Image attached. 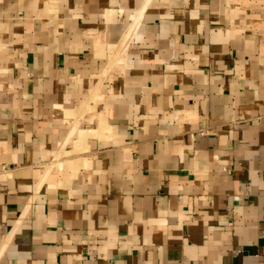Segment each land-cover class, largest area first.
Returning <instances> with one entry per match:
<instances>
[{"label":"crops","instance_id":"crops-1","mask_svg":"<svg viewBox=\"0 0 264 264\" xmlns=\"http://www.w3.org/2000/svg\"><path fill=\"white\" fill-rule=\"evenodd\" d=\"M0 264H264V0H0Z\"/></svg>","mask_w":264,"mask_h":264}]
</instances>
